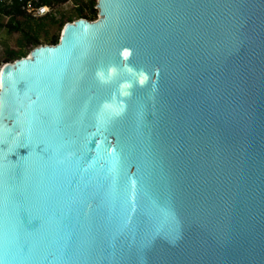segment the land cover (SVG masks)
Segmentation results:
<instances>
[{
	"label": "water",
	"instance_id": "obj_1",
	"mask_svg": "<svg viewBox=\"0 0 264 264\" xmlns=\"http://www.w3.org/2000/svg\"><path fill=\"white\" fill-rule=\"evenodd\" d=\"M0 70V264H264V0H96Z\"/></svg>",
	"mask_w": 264,
	"mask_h": 264
},
{
	"label": "trees",
	"instance_id": "obj_2",
	"mask_svg": "<svg viewBox=\"0 0 264 264\" xmlns=\"http://www.w3.org/2000/svg\"><path fill=\"white\" fill-rule=\"evenodd\" d=\"M3 2H0V29L7 27L8 29H10L13 32H21L23 34V36L25 37L26 41L28 43H31L32 46L35 48L41 44H49V45H54L58 43V37L57 36H52L49 37L48 35V30H45L46 33V42L42 43L39 41L38 38V31L39 30H34L33 28V22L36 21L35 18H31V17H25V22H19L17 21L14 25H6L3 24L1 22V20L3 18H7V17H13L16 18L17 16L22 15L23 13V9L22 7L26 5L27 2H30L31 0H9L4 1L1 0ZM65 0H38L36 3L33 2V5L35 7L44 5V6H48L51 9V12L53 11L54 14L50 12V14H48L47 16H44L42 18H39L38 20L43 21V20H47L49 21V24L51 25H56L58 24V22H60L58 20V18L56 17V10H54L55 6H58L60 4H62ZM96 6V0H85L84 3L79 4L76 7V19H87L89 21H94L97 19V15L98 12L95 9ZM73 17H69L68 22H72ZM22 23H25V27H22ZM32 23V24H31ZM62 26V25H61ZM37 27L39 29H41V25H37ZM27 29V30H26ZM24 57V56H22ZM16 58L10 54L6 59H4L2 62L7 63L10 62L12 60H15Z\"/></svg>",
	"mask_w": 264,
	"mask_h": 264
},
{
	"label": "rangeland",
	"instance_id": "obj_3",
	"mask_svg": "<svg viewBox=\"0 0 264 264\" xmlns=\"http://www.w3.org/2000/svg\"><path fill=\"white\" fill-rule=\"evenodd\" d=\"M84 2L85 0L83 1L65 0L62 4L55 6L54 10H56V17L60 21L56 25L49 24V21L47 20L40 21L36 19V21L33 22L32 26L34 30H39L38 31L39 41L42 43L46 42L47 37L45 30H48L49 37L57 36L59 38L62 28L64 27L65 24L69 23L68 18L73 17L72 18L73 21L77 20L76 7ZM52 13L54 14L53 11L51 12V14ZM25 20H26L25 17L17 16L16 18L13 17L3 18L1 22L6 25H14L17 21L25 22ZM38 24L41 25V29L37 27ZM22 27L26 28L25 23H22ZM45 44H41V45H45ZM33 49L34 47L32 46V44L26 41L25 37L21 32H13L7 27L0 29V70L1 67L4 65V62L2 61L6 59L10 54H12L16 58L15 60H17L22 58V56L27 57ZM15 60H12L7 63H12Z\"/></svg>",
	"mask_w": 264,
	"mask_h": 264
},
{
	"label": "built area",
	"instance_id": "obj_4",
	"mask_svg": "<svg viewBox=\"0 0 264 264\" xmlns=\"http://www.w3.org/2000/svg\"><path fill=\"white\" fill-rule=\"evenodd\" d=\"M4 1L8 2L9 0H4ZM37 1L38 0H31L30 2H27L26 5L22 7L23 13L20 16L39 19V18H42L50 14L51 9L48 6L41 5V6L35 7L33 5V2L36 3ZM80 1H83V0H80ZM0 2H3V1L0 0Z\"/></svg>",
	"mask_w": 264,
	"mask_h": 264
}]
</instances>
